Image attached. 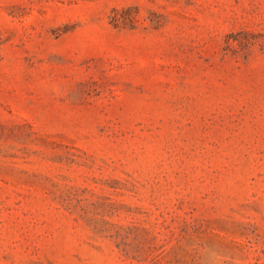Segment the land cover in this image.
<instances>
[{"label": "rangeland", "instance_id": "1", "mask_svg": "<svg viewBox=\"0 0 264 264\" xmlns=\"http://www.w3.org/2000/svg\"><path fill=\"white\" fill-rule=\"evenodd\" d=\"M0 264H264V0H0Z\"/></svg>", "mask_w": 264, "mask_h": 264}]
</instances>
